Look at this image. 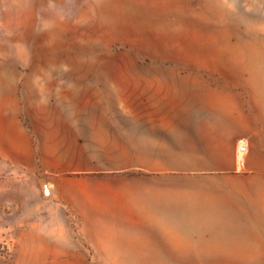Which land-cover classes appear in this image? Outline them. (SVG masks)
Wrapping results in <instances>:
<instances>
[{
	"label": "rangeland",
	"instance_id": "1",
	"mask_svg": "<svg viewBox=\"0 0 264 264\" xmlns=\"http://www.w3.org/2000/svg\"><path fill=\"white\" fill-rule=\"evenodd\" d=\"M155 75L262 86L264 0H0V264H166L108 256L61 202L124 166Z\"/></svg>",
	"mask_w": 264,
	"mask_h": 264
},
{
	"label": "crops",
	"instance_id": "2",
	"mask_svg": "<svg viewBox=\"0 0 264 264\" xmlns=\"http://www.w3.org/2000/svg\"><path fill=\"white\" fill-rule=\"evenodd\" d=\"M149 78L114 153L124 166L61 202L108 256L264 264V84Z\"/></svg>",
	"mask_w": 264,
	"mask_h": 264
},
{
	"label": "built area",
	"instance_id": "3",
	"mask_svg": "<svg viewBox=\"0 0 264 264\" xmlns=\"http://www.w3.org/2000/svg\"><path fill=\"white\" fill-rule=\"evenodd\" d=\"M241 151H242V152H246V146H242V147H241Z\"/></svg>",
	"mask_w": 264,
	"mask_h": 264
},
{
	"label": "bare ground",
	"instance_id": "4",
	"mask_svg": "<svg viewBox=\"0 0 264 264\" xmlns=\"http://www.w3.org/2000/svg\"><path fill=\"white\" fill-rule=\"evenodd\" d=\"M240 152H242V151H241V148H240ZM239 154H240V153H239ZM240 155H241V154H240Z\"/></svg>",
	"mask_w": 264,
	"mask_h": 264
}]
</instances>
